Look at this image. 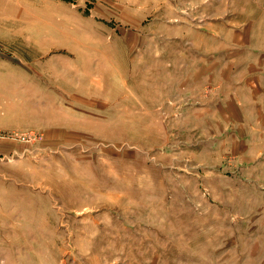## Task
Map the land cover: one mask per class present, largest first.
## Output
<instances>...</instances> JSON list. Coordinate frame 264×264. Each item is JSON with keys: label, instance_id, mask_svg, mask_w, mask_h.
I'll return each instance as SVG.
<instances>
[{"label": "rangeland", "instance_id": "1", "mask_svg": "<svg viewBox=\"0 0 264 264\" xmlns=\"http://www.w3.org/2000/svg\"><path fill=\"white\" fill-rule=\"evenodd\" d=\"M49 4L64 106L0 129V264H264V0Z\"/></svg>", "mask_w": 264, "mask_h": 264}, {"label": "crops", "instance_id": "2", "mask_svg": "<svg viewBox=\"0 0 264 264\" xmlns=\"http://www.w3.org/2000/svg\"><path fill=\"white\" fill-rule=\"evenodd\" d=\"M50 7L49 0H0L2 130L42 129L59 103L63 109V37L48 30Z\"/></svg>", "mask_w": 264, "mask_h": 264}]
</instances>
